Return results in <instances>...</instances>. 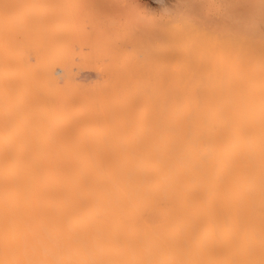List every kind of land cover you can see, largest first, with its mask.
<instances>
[{
  "label": "bare ground",
  "instance_id": "6f19581e",
  "mask_svg": "<svg viewBox=\"0 0 264 264\" xmlns=\"http://www.w3.org/2000/svg\"><path fill=\"white\" fill-rule=\"evenodd\" d=\"M22 2L52 5L80 3L82 8L49 7L25 9L5 7ZM82 12L86 31L108 30L113 25L127 27L126 34L113 41L106 51L92 41L77 36L63 54L53 55L37 43L15 54L17 81L15 100L23 109L26 90L41 82L63 95L87 105L91 97L112 86L108 65L130 57L149 75L178 70L182 56L197 58L201 45L219 60L233 77L236 112L228 131L211 134L212 153L207 173H186L195 183L213 190L216 198H243L254 227V251L214 249L191 231L162 234L158 227L172 214L167 202L155 196L132 204L110 200L98 188L87 189L69 182L68 199L55 201L45 209H23L17 226L22 247L0 248V264H246L260 261L261 227L264 214L260 185L264 164V129L261 126L260 65L264 63V0H0V21L6 13L25 20L38 14L48 18L68 17ZM3 24L0 23V32ZM188 85L203 83L195 61L184 78ZM180 99L179 94L175 97ZM29 117L14 112L19 123ZM2 119V118H0ZM148 119L135 118L122 131L143 156L154 179L168 176L166 140L147 131ZM128 166L134 161L125 160ZM102 181L112 177L105 174ZM254 185L251 197L249 182ZM86 193L87 203L76 195ZM99 204V215L96 205ZM212 232L211 225L207 228ZM174 241V242H173Z\"/></svg>",
  "mask_w": 264,
  "mask_h": 264
},
{
  "label": "snow or ice",
  "instance_id": "6c2138e0",
  "mask_svg": "<svg viewBox=\"0 0 264 264\" xmlns=\"http://www.w3.org/2000/svg\"><path fill=\"white\" fill-rule=\"evenodd\" d=\"M5 7L79 10L82 4L22 2ZM0 23V248L13 251L22 247L17 231L23 220L22 210H43L55 201L70 198L67 184L73 182L87 189L98 188L110 200L129 205L147 196L167 202L172 214L158 227L162 234L191 231L214 249L254 251V227L246 201L216 198L212 189L186 175L193 170L206 175L213 150L210 133L227 132L237 110L233 77L219 60L201 45L197 58L182 56L177 61V71L149 75V70L123 57L106 68L111 74V88L93 95L87 105L41 82L26 90L28 102L21 109L15 100L18 83L13 78L17 52L37 43L48 47L53 55L63 54L77 36L110 51L115 49L113 41L126 34L127 27L113 25L108 30L89 32L79 11L54 19L32 14L27 20L6 13ZM192 61L203 80L199 86L188 85L184 79ZM260 77L264 129V63L260 65ZM177 93L179 100L175 98ZM20 111L29 118L16 123L12 116ZM140 116L147 117L149 133L167 141L164 153L168 176L164 179L153 178L137 146L122 131ZM125 160L134 163L128 166ZM105 174L113 179L102 181ZM246 191L251 197V181ZM76 195L87 203L86 193ZM260 196L264 205V164ZM96 207L99 215L101 205ZM209 225L211 233L207 231ZM260 227L262 258L249 259L246 264H264V214Z\"/></svg>",
  "mask_w": 264,
  "mask_h": 264
}]
</instances>
